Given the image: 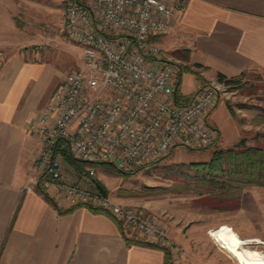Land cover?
<instances>
[{
  "label": "built area",
  "instance_id": "1",
  "mask_svg": "<svg viewBox=\"0 0 264 264\" xmlns=\"http://www.w3.org/2000/svg\"><path fill=\"white\" fill-rule=\"evenodd\" d=\"M187 0H66L63 33L81 49L78 66L52 91L44 111L28 125L40 148L24 189H54L53 198L68 206L83 204L108 211L121 225L135 228L174 259L181 247L167 230L135 207L116 203L94 184L95 169L75 170L93 189L66 180L62 144L80 161L106 162L123 171L163 158L178 147L215 146L219 133L208 114L235 85L209 79L191 100L177 104L176 66L156 39L168 32L176 11ZM2 51H0V55Z\"/></svg>",
  "mask_w": 264,
  "mask_h": 264
},
{
  "label": "crops",
  "instance_id": "2",
  "mask_svg": "<svg viewBox=\"0 0 264 264\" xmlns=\"http://www.w3.org/2000/svg\"><path fill=\"white\" fill-rule=\"evenodd\" d=\"M16 2L0 0V45L7 46L8 33L16 28ZM156 41L164 55L191 66L181 72L182 95L193 94L217 73L228 78L256 73L264 84V0H187ZM60 79L53 59H38L28 51L0 60V264H163L160 248L127 244L111 214L86 206L60 213L35 188H23L40 148L28 125L44 111ZM220 103L208 120L224 139ZM224 109L223 119L232 127ZM63 174L69 182L94 188L79 180L72 167ZM46 192L53 198L52 187ZM54 201L62 209L69 207ZM181 264L203 263L187 254Z\"/></svg>",
  "mask_w": 264,
  "mask_h": 264
},
{
  "label": "rangeland",
  "instance_id": "3",
  "mask_svg": "<svg viewBox=\"0 0 264 264\" xmlns=\"http://www.w3.org/2000/svg\"><path fill=\"white\" fill-rule=\"evenodd\" d=\"M16 4V28L8 33L7 46L0 45V60L11 52L28 51L38 59H53L57 77L62 79L81 60L80 47L69 41L62 30L66 0H17ZM165 57L176 66L177 77L179 70L188 66L182 58L178 62L173 56ZM235 86L232 95L219 98L215 104L216 107L221 102L217 114L224 121L225 128L224 139L219 134L215 146L178 147L165 158L139 165L131 171H124L127 172L125 174L105 164L92 165L95 179L116 203L135 207L144 217L164 225L170 243L178 244L183 253L180 259L171 256L173 264H181L187 254L203 264H239L208 235L209 229L222 223L232 226L241 237L256 236L264 242V187L245 188L237 207L212 210L201 204L200 196L193 189L194 184L171 174L167 168L172 163L208 162L215 150L231 148L242 138L248 146L264 142V84L261 76L245 73ZM224 107L235 123L232 127H228L223 119ZM60 162L62 172H70L72 165L68 160L64 157ZM121 227L127 235L158 246L151 239L145 240L147 236L135 228L126 224ZM249 246L264 254V243H251Z\"/></svg>",
  "mask_w": 264,
  "mask_h": 264
},
{
  "label": "trees",
  "instance_id": "4",
  "mask_svg": "<svg viewBox=\"0 0 264 264\" xmlns=\"http://www.w3.org/2000/svg\"><path fill=\"white\" fill-rule=\"evenodd\" d=\"M192 66L199 68L200 65L193 64ZM192 70L188 65L184 69L179 70L178 80L174 89V100L177 104H185L191 100L194 93L191 95H182L180 92V77L181 72ZM198 77L199 72L194 71ZM245 73H241L237 77H226L222 73H217L216 78L226 83L237 84ZM203 83L201 85H204ZM62 144V154L72 165L74 170H80L88 165L96 163L84 162L75 159L65 143ZM166 157V156H165ZM163 157V158H165ZM153 161V163L163 159ZM97 164H105L110 168L121 173H127L115 168L113 165L106 162H98ZM171 170V174L184 178L186 182L194 184V191L200 196L199 201L204 206L212 210H226L237 207L241 199L242 192L248 187H264V142L259 145L248 146L245 144V139H240L233 147L215 150L208 162L203 163H172L167 167ZM95 187L107 194L106 189L99 181L94 180ZM35 189L43 195L60 213L70 212L78 206H86L93 212L104 213L110 215L108 211L100 208H94L89 205H73L66 209L58 207L57 203L51 198L44 187L38 185ZM122 236L127 244H142L151 247H157L163 250V264H173L171 254L167 247H159L153 243L140 240L135 237H129L124 233L123 228L119 224Z\"/></svg>",
  "mask_w": 264,
  "mask_h": 264
},
{
  "label": "bare ground",
  "instance_id": "5",
  "mask_svg": "<svg viewBox=\"0 0 264 264\" xmlns=\"http://www.w3.org/2000/svg\"><path fill=\"white\" fill-rule=\"evenodd\" d=\"M208 235L230 253L239 264H264V254L249 246L251 243H264L260 238L241 237L232 226L226 223L209 229Z\"/></svg>",
  "mask_w": 264,
  "mask_h": 264
}]
</instances>
